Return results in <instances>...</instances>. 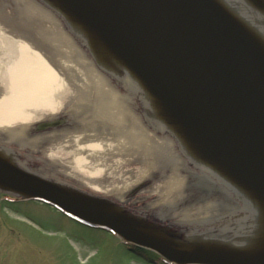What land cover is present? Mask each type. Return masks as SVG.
<instances>
[{
    "label": "water",
    "instance_id": "obj_1",
    "mask_svg": "<svg viewBox=\"0 0 264 264\" xmlns=\"http://www.w3.org/2000/svg\"><path fill=\"white\" fill-rule=\"evenodd\" d=\"M125 69L200 164L259 211L245 245L176 233L123 200L3 158L0 190L52 206L163 264H264V0H45Z\"/></svg>",
    "mask_w": 264,
    "mask_h": 264
},
{
    "label": "rangeland",
    "instance_id": "obj_2",
    "mask_svg": "<svg viewBox=\"0 0 264 264\" xmlns=\"http://www.w3.org/2000/svg\"><path fill=\"white\" fill-rule=\"evenodd\" d=\"M22 2L26 4L25 0H0L1 31H17L18 27H25L23 26L25 18L19 16L23 10ZM45 26L55 33L63 29V25L57 22H46ZM49 37L54 39L53 45L58 44L55 41L60 40V37ZM15 41L10 40L11 43ZM4 43H6L5 38L0 37V44ZM64 43L66 44V41ZM90 46L102 62L94 66L101 76L98 82L99 85H103L101 90L111 95L117 93L127 95V84L121 77V73L126 71L104 54L96 51L91 44ZM106 75L114 78L109 85L113 90L104 83ZM71 90L69 100L66 101L71 104L66 108L63 107L65 104H62V109L45 117L40 116L41 113L36 110L37 116L27 120V123L18 116L24 113L31 114V111L28 112L30 107L21 103L18 108L17 102L12 101L13 98L7 107H1L0 145L3 158L12 164L16 161L22 162L25 165L24 169L34 165L59 174L67 171L69 178L71 176L72 181L80 185V190L105 193L107 196L121 199L139 213L176 233L240 245H245L256 237L258 225L255 226V222L257 223L258 220L254 218L252 209L247 207L245 201L240 197L230 200L229 194L219 187L220 184L204 173L199 175L204 179V185L203 182L192 184L191 181L188 182L189 178L186 180L180 178L179 181L178 176H175L177 172L174 173L170 165L167 166L169 150L150 159L139 153L141 149L130 148L125 153L118 152V148H115L117 145L109 141L114 135L108 137L106 144L98 140L99 143L95 144L98 152L94 151V155L90 153L93 156L91 162L84 161V165H79L83 153L75 148L72 151L63 149L66 144L60 146L62 138L57 141L49 140L52 139L53 134L56 135V132L65 130L64 133H71L82 129V125H77V119L82 116L78 105L82 104L81 107L92 110L96 102L104 99L106 95L101 94L96 85ZM1 98L2 101L5 99L3 96ZM35 104L37 106H31L37 109L38 106L44 107L46 103ZM137 104L139 105L138 101ZM136 113V117L134 116L136 121H134L141 123V117L144 118L152 112L148 110L145 114L144 111L138 110ZM63 114L67 115L66 124L69 126L66 129H63L64 126L58 129V124L56 125L54 121ZM155 114L158 115L157 111ZM159 118L164 123L160 116ZM149 119H151L150 115ZM44 123H50L52 126L47 127L43 125ZM147 125L148 123H145V126ZM17 126L29 138L33 136L32 139L37 138L35 140L39 142L40 138H43L42 142L36 143V147H33L35 151L27 157L32 163L24 160L25 154L20 156L17 151V139L10 138L9 131L5 130L17 129ZM40 133L42 136H39ZM105 145L106 148L107 146L111 148V152L106 151L109 148H105L106 150L98 148ZM164 147L170 148L166 143ZM187 172H181L182 176L187 177L189 174ZM119 187L120 189L117 190ZM163 203L168 205L167 209L161 206ZM160 206L164 207L163 213L158 209ZM182 219H190L191 224ZM179 220L181 221L178 222ZM147 257L149 261L128 252L122 240L113 233L79 224L48 204L24 200L15 194L0 191V264H153L150 260L152 256L147 255Z\"/></svg>",
    "mask_w": 264,
    "mask_h": 264
},
{
    "label": "bare ground",
    "instance_id": "obj_3",
    "mask_svg": "<svg viewBox=\"0 0 264 264\" xmlns=\"http://www.w3.org/2000/svg\"><path fill=\"white\" fill-rule=\"evenodd\" d=\"M25 2L26 4L22 2L23 10H21L22 12H20L19 15L25 18V21L21 19L25 27H18L17 31L0 30V37L6 40V43L3 45L0 44V98L1 96L5 98L3 101L2 98L0 99V101H2L0 102V110L1 107H7L13 98L14 100L12 101L17 102L18 108L22 104L28 108L30 107L28 112L31 111V114L24 113L20 115L21 117L18 116L27 123V120L37 116L38 112L36 110L41 113L40 116L45 117L62 109V104H65L63 107L66 108L68 104H71V102H66L69 100L68 97L71 94V89L77 90L82 87L87 88L96 85L97 88L100 89L101 94H105L106 96H104V99H99L92 110L87 107H81L82 104L78 105V110L81 111L82 116L77 119V125H82L83 128L77 132L75 130L71 133H64L65 130L56 132V135L53 134L51 137L52 139L49 141H57L62 138L60 146L66 144L63 149L66 151L77 149L83 153L81 154V162H78L79 165H84V161L91 162V159H93V152H98L95 146L96 143H99L97 142L98 140L106 144L108 137L114 135L115 138L113 137V139L111 137L109 141L117 145L115 148H118V152L125 153L130 148L135 150L141 149L139 153L150 159L157 156L159 153H165L169 150L167 155L170 157L168 156L169 159L166 160L167 166L170 165L169 167L173 169L174 173L177 172L175 176H178L179 181H181L182 178H184V180L189 178L188 182L191 181L190 183L192 184L198 182L202 184L203 182L204 185V179L199 175L201 173L207 174L217 181L220 184L219 187L229 194L230 200L234 197L238 199L240 197L245 201L247 207L252 209V213L255 216L254 218H259V211L255 207L248 203L239 193L206 170L171 125L160 121L158 116L159 113L157 112V116L155 114L157 109L153 100L125 69L126 72H123L124 74L121 73V77L124 79V83L127 84V95L121 93L111 95L110 93L103 92V90H101L103 89V85H99L98 83L101 76H99L95 69L96 67H94L96 63L102 62L97 57L98 54L93 52L90 46V40L45 0H25ZM50 21L53 23H61L63 29L57 33L52 32L49 27L45 26L46 22ZM49 36L60 37V40L55 41L58 44L55 43L56 45H53L54 39ZM12 39L16 41L11 43L10 40ZM64 41H66V44ZM106 76L107 78H105V81L103 78L102 79L104 83L109 86L114 78L111 75ZM66 86L68 88H66ZM109 87L111 88V86ZM120 101H122V103H120ZM43 102L46 103L44 107L41 105L42 107L38 106L37 109H35V106H31H37L35 103ZM11 105H13V102H11ZM144 108H146V110ZM138 110L144 111L145 114L150 110L153 113H148L151 119H149V115L147 114L144 118L141 117V123L135 122L134 116ZM153 115H155V117ZM66 121H68V117L63 114L56 118L54 122L56 125L58 124V129L62 126H64L63 129H66L69 126V124H66ZM145 123H148V125L145 126ZM43 125L47 127L52 126L50 123H44ZM13 129L10 128V130H5L7 132L9 131L11 135L10 138L17 139V145L19 146H17V151L20 153V156L25 154L23 155V157H25L24 160L32 163L31 159L27 157L35 151L33 147H36V143L42 142L43 138H40L39 142V140H35L37 138L32 139L33 136L30 138L27 137V134H24L22 129L18 128V126L17 129ZM109 129L111 131L107 132ZM39 136H42V133H40ZM164 143L168 144L171 150L168 147H164ZM98 148L105 149L106 145ZM107 148L109 147L107 146ZM8 149L11 150L10 147H8ZM110 149L111 148L106 151L111 152ZM176 151H178V153ZM176 158H178V160ZM17 162L18 161L13 162L17 169L32 175L34 174L40 179L75 189H79L80 187L76 181H72L73 179L71 176L69 178L66 173L67 171L63 174H59L52 170L37 168L34 165H32L33 168L26 166L27 169H24L23 167L25 165H23L22 162ZM183 171H188L187 173L189 174L187 177H184V175L182 176L181 172ZM194 178H197L196 181L193 180ZM119 189L120 187L117 190ZM0 191L5 192L3 190ZM19 197L21 196L19 195ZM225 200L226 199H224V201ZM161 206L167 209L166 207L168 205L163 203ZM161 206L158 209L164 212V207ZM182 220L186 223L191 222L190 219ZM180 221L181 220L178 222ZM256 225H258V222H255V226ZM151 259L157 261L159 258L157 259V257L152 256Z\"/></svg>",
    "mask_w": 264,
    "mask_h": 264
}]
</instances>
